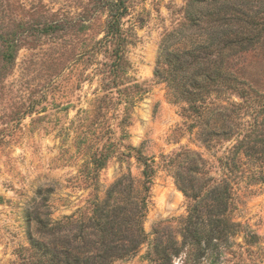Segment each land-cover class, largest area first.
<instances>
[{
    "label": "rangeland",
    "instance_id": "374dc122",
    "mask_svg": "<svg viewBox=\"0 0 264 264\" xmlns=\"http://www.w3.org/2000/svg\"><path fill=\"white\" fill-rule=\"evenodd\" d=\"M185 1L128 0L125 81L137 83L139 93L125 102L119 96L129 83L103 88L107 56L97 41L105 0H0V264H39L26 236V207L42 205L54 220L87 219L93 202L127 170L140 190L143 165L132 147L155 169L143 221L147 240L112 264H149L156 228L165 246L171 235L179 239L192 203L184 190L202 186L204 173L210 183L228 178L229 214L257 233L261 245L259 256L244 244L243 259L264 264V33L231 55L224 94L206 100L212 110L194 125L187 103L172 99L154 75L158 44L184 21ZM247 2L261 20L264 0ZM106 92L117 97L113 103L97 101ZM93 152L109 155L98 171L89 163Z\"/></svg>",
    "mask_w": 264,
    "mask_h": 264
},
{
    "label": "trees",
    "instance_id": "16d2710c",
    "mask_svg": "<svg viewBox=\"0 0 264 264\" xmlns=\"http://www.w3.org/2000/svg\"><path fill=\"white\" fill-rule=\"evenodd\" d=\"M103 4L107 18L97 48L107 56L102 64L109 78L103 84L107 90L129 83L125 78L130 69L126 56L130 41L122 25L129 5L128 0H105ZM247 6L249 10L247 0H186L184 21L166 32L158 44L154 75L167 83L172 99L187 103L194 125H202L204 116L212 110L206 100L212 94H224L222 90L230 77L226 65L231 55L250 48L264 33V17L259 20L254 12L247 11ZM176 43L181 46L173 50ZM9 59L12 57L7 62ZM138 87L137 83L125 85L123 93L119 89V97L124 96L125 102L133 101ZM116 98L107 94L97 101L113 103ZM233 107L238 104L233 103ZM132 149L143 165L140 190L127 170L109 184L103 198L93 202L87 219L64 216L54 220L49 211L40 209L42 205L23 210L26 236L39 264H112L116 259L132 257L146 242L143 221L155 169L140 148ZM259 150L264 156L263 142ZM108 157V153L93 152L89 155L92 169L103 168ZM201 180L202 186H191L190 192L184 190L192 203L179 222V239L171 235L170 245L165 246L160 230L154 229L151 250L147 252L149 264H172L173 258L181 259L180 264H246L241 251L244 244L248 251L256 247L254 252L260 256L258 234L229 214L228 178L210 183L212 178L204 173ZM240 235L242 241L237 242Z\"/></svg>",
    "mask_w": 264,
    "mask_h": 264
}]
</instances>
